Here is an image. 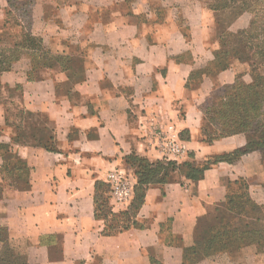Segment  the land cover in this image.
Wrapping results in <instances>:
<instances>
[{
  "label": "crops",
  "instance_id": "obj_1",
  "mask_svg": "<svg viewBox=\"0 0 264 264\" xmlns=\"http://www.w3.org/2000/svg\"><path fill=\"white\" fill-rule=\"evenodd\" d=\"M24 34L40 47L0 74L8 151L0 150V224L26 264H264L255 246L240 248L238 261L194 251L202 226L217 222L228 181L264 183L256 151L216 163L194 183L179 176L148 186L126 230L104 235L94 216L95 186L110 171H129L132 156L164 157L156 129L171 127L182 160L244 148V134L210 143L201 135L215 91L239 76L251 81L238 61L209 71L219 48L213 11L201 0H0V47Z\"/></svg>",
  "mask_w": 264,
  "mask_h": 264
},
{
  "label": "trees",
  "instance_id": "obj_2",
  "mask_svg": "<svg viewBox=\"0 0 264 264\" xmlns=\"http://www.w3.org/2000/svg\"><path fill=\"white\" fill-rule=\"evenodd\" d=\"M212 1L216 10L237 8L241 12L252 14L253 18L249 28L241 33L244 41L241 45L242 52H239L235 45L231 48L221 44L215 52L214 62L209 71L223 70L229 67L232 60L247 62L251 68V81L245 83L239 76L232 85L215 91L202 110L201 135L204 141L210 143L219 138L244 134L246 144L244 148L232 153L209 158L201 165L194 161L193 154L181 163L168 159L148 161L136 156L127 159L125 164L136 181L133 185L132 198L123 209L118 212L112 211L106 183H97L95 186L94 216L104 222V235H113L133 226L137 211L143 203L145 189L150 185L169 183L174 174L194 183L202 178L205 170L216 163L220 161L232 163L241 155L253 151L259 152L260 159L264 162V77L258 70L259 67H264V0ZM36 47H40L39 40L29 34H24L21 41L16 42L12 48L0 47V74L10 70L13 61L20 56L22 50ZM2 88L0 84V95ZM0 150H4V154L8 152L4 146H1ZM11 163L17 169H22L20 162L19 165L15 161ZM243 180L245 179L239 178L227 182L226 200L217 210V222L211 225L206 239L196 237L194 251L197 255L205 258L221 253H232V246L239 239V229L247 227L248 224L243 221V216L248 214L245 212L246 208H249V211L255 209L264 218V206L258 207L250 200L247 187L241 185ZM109 218L122 220L121 223L114 224L113 219ZM250 235L254 242L250 245L264 249V224ZM7 242V230L0 224V264H26L25 260L21 262L18 256L4 250ZM151 264L159 263L152 261Z\"/></svg>",
  "mask_w": 264,
  "mask_h": 264
},
{
  "label": "rangeland",
  "instance_id": "obj_3",
  "mask_svg": "<svg viewBox=\"0 0 264 264\" xmlns=\"http://www.w3.org/2000/svg\"><path fill=\"white\" fill-rule=\"evenodd\" d=\"M204 5L210 9L211 11L214 12L215 14V33H216V39L218 41L219 46L221 44H226L229 47L233 48L234 45L235 47L239 50V52H242V43L244 41L242 40L243 35L241 34L244 30H247L250 26V22L252 21L253 15L247 12H241L237 8H227L225 10H216L215 5L212 0H201ZM239 33V34H238ZM239 35V36H238ZM234 60H232L233 62ZM241 63L247 64V62H242ZM248 65V64H247ZM249 67V65H248ZM259 73L264 77V67L261 66L259 67ZM249 73H251V68L249 67ZM160 159H165V158H160ZM177 163L182 162L185 160L182 159H176ZM194 161L201 165L204 161L197 162L194 157ZM126 165V164H125ZM261 165L264 171V162L261 161ZM127 166V165H126ZM119 171L122 177L130 184L134 185L136 178L133 176V174L130 171L126 170H115ZM174 174L172 175V179L179 178L180 175ZM182 177V176H181ZM241 185H245L247 187V192L250 200L257 205L258 207H263L264 206V183L260 186H255V187H250V183L246 180H243L241 182ZM237 189V188H236ZM122 208V207H121ZM220 208V207H219ZM217 208L216 211L219 209ZM245 212H248L246 214L247 216H243V221L245 223H248L246 226L242 229H239L238 233V241L237 243L232 246V257L237 260L238 258V253L240 248L248 247L251 246L253 242L251 233L255 230H258L262 228L264 224V218L263 215H260L258 212H256L255 209H251L249 211V208L245 209ZM122 218V217H121ZM121 218H109L113 219V221L116 223H121L120 221L122 220ZM261 218V219H260ZM212 224H205L202 226L201 231L198 234L199 238L206 239L209 236V229ZM251 244V245H250ZM256 248V247H255ZM258 249V250H257ZM4 250L7 252L12 253L13 255L18 256L19 260L24 261V258L22 255H19L14 249L11 248L9 242H7V245L4 247ZM256 250L259 253L264 254V249L262 248H256ZM193 258H196L193 257ZM238 261V260H237ZM240 264H252L247 261H241Z\"/></svg>",
  "mask_w": 264,
  "mask_h": 264
},
{
  "label": "built area",
  "instance_id": "obj_4",
  "mask_svg": "<svg viewBox=\"0 0 264 264\" xmlns=\"http://www.w3.org/2000/svg\"><path fill=\"white\" fill-rule=\"evenodd\" d=\"M153 139L154 148L164 155L163 158L179 159L183 151L171 127L154 130ZM105 183L108 185L110 200L115 206L122 207L129 203L133 195V186L122 177L119 171H110L106 175Z\"/></svg>",
  "mask_w": 264,
  "mask_h": 264
}]
</instances>
